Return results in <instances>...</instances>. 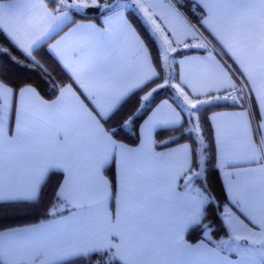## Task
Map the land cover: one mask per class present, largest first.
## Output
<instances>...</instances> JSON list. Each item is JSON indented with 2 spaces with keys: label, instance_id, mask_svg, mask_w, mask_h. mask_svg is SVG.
Wrapping results in <instances>:
<instances>
[{
  "label": "snow or ice",
  "instance_id": "1",
  "mask_svg": "<svg viewBox=\"0 0 264 264\" xmlns=\"http://www.w3.org/2000/svg\"><path fill=\"white\" fill-rule=\"evenodd\" d=\"M53 2L50 9L46 0H0V36L47 75L33 55L44 45L91 107L71 85L53 82L57 96L49 101L40 84L14 88L0 78V220L45 217L0 227V264H264V114L259 111L264 106V0H189L187 5L246 83L238 87L231 69L211 51L205 59L183 62L182 82L197 95L198 87L204 93L222 87L257 101L255 123L246 113L212 118L217 167L224 170L229 202L239 213L225 208L228 239L219 242L211 241L204 223L216 203L204 169L191 170L187 146L155 151L154 134L182 131L180 118L157 109L141 125L135 147L120 141L156 88L141 97L132 115L124 116L122 108L158 75L125 8L135 6L140 26L166 61L176 51L173 44L210 48L177 7L185 6L183 0H115L103 26L76 24L48 47L62 25L74 23L67 9L83 12L98 5V0ZM189 37L201 42L189 45L184 42ZM8 53L0 45V54ZM197 68L211 83L198 77ZM179 94L195 110L189 129L195 132L198 105L207 101H193L183 88ZM57 174L62 181L56 203L46 208L42 189ZM180 178L183 193L177 192ZM194 178L202 188L193 186ZM198 230L211 246L188 242L187 235Z\"/></svg>",
  "mask_w": 264,
  "mask_h": 264
},
{
  "label": "trees",
  "instance_id": "2",
  "mask_svg": "<svg viewBox=\"0 0 264 264\" xmlns=\"http://www.w3.org/2000/svg\"><path fill=\"white\" fill-rule=\"evenodd\" d=\"M49 6L54 7L53 0H47ZM184 7L177 5L180 11L184 12L185 16L190 20L191 23L200 31L201 34L207 35L200 25L199 19L197 16L192 15L191 11L187 7L189 0H183ZM73 11V10H72ZM109 9H105L101 14L92 13L88 14L85 12V15H80L77 12L73 11L75 20H95L100 21V17L107 13ZM84 12V11H83ZM127 18L132 23L133 27L140 34L141 38L144 40L148 50L150 52L151 58L155 65V68L158 73V77L153 81L149 82L142 88L138 89L133 93L129 101L124 105L121 112L124 116L132 115L133 110L136 109L140 102L141 97L147 94L148 91H151L152 88H156V91L153 93L152 98L148 101L146 107L141 108L139 113L133 119V127L129 130H126L120 136V141L129 146H136L139 142V127L147 115L153 110V108L163 100H169L173 102L182 112L184 116V124L181 126L182 131H176L174 129L168 130H158L155 133V140L157 141V148L163 149L178 145L181 143H189L193 151V166L194 168H200L202 164L199 158V145L200 142L203 144L202 154L204 155V173L208 178V187L212 190V195L215 197V205L208 209L207 219L204 221L205 224L209 225L211 229V241L219 242L221 239L228 237V230L225 225V222L222 217V213L225 207L228 206L229 202L225 192L224 185L222 183L219 170L216 164V149H215V140L213 129L209 121V115L216 111L221 110H232L237 108H250L253 112L255 121L258 119L257 110L255 106V101L252 95H244L241 92H237L240 101L239 102H224V101H213L212 103L205 105L200 108L198 116V127L200 130V138L197 137L196 133L190 132L189 124V114L186 112L185 106L179 104L174 98L175 87L172 85L160 87L163 82V70L161 62V52L157 48L156 44L148 37L144 32V29L140 26L137 18L136 11L133 9L127 10ZM0 45L9 50L7 55L0 54V78H3L9 85L14 88L23 87L26 84H40L41 95L46 100H53L57 96V92L54 91L52 85L55 82L56 85H70L72 80L70 79L68 73L64 68L57 62V60L48 52L47 48L44 45L38 47L34 50L33 55L36 60L39 61V64L47 70V75L32 62V60L27 57L23 52L14 48L7 39L3 36H0ZM216 53H219L221 61L231 69V72L237 79L239 86L246 83L243 77L240 75V72L237 70L236 66L232 63L227 55H225L220 50H215ZM193 50H179L175 53V58L178 56L192 53ZM174 76L173 83L176 84V87L180 89L178 82V66L177 63L174 65ZM47 81V86L44 85V81ZM245 92L249 90L244 89ZM109 179H112V172L107 173ZM62 181V176L54 175L50 178L47 185L42 189V200L44 202V207H51L56 203L55 193L59 187V184ZM195 187L202 188L203 185L199 179H196L194 182ZM64 214H67L65 212ZM45 219L41 216L40 220ZM40 220H37L35 217H26V218H16V219H3L0 220V227H11L22 224H32L38 223ZM207 239L202 231H194L187 235V240L190 243H195L199 240ZM211 241H209L211 243Z\"/></svg>",
  "mask_w": 264,
  "mask_h": 264
},
{
  "label": "crops",
  "instance_id": "3",
  "mask_svg": "<svg viewBox=\"0 0 264 264\" xmlns=\"http://www.w3.org/2000/svg\"><path fill=\"white\" fill-rule=\"evenodd\" d=\"M111 1L112 0H98V5L97 6H90V8H93L96 9L98 7H102V6H106L108 4H111ZM115 1V0H114ZM121 1H128L130 3H132V0H121ZM69 2L71 3L72 1L69 0ZM46 3H47V6L51 9L53 7L49 6L47 0H46ZM130 9H133L135 10V6L133 5L131 8H125V16L127 18V15H126V12L127 10H130ZM86 10V9H85ZM67 13H68V16L71 18V21H74V23H69L67 25H62L61 26V29L59 31V35H56L54 39H52L49 43H48V47L51 46V44H54L56 42V40H59L62 36H64L65 34H67L68 32H70L72 30V28H74L76 26V24H93V25H97V26H103L102 25V21L104 20L105 18V14H103L101 17H100V21L97 22L95 20H75V16L73 14V11L70 10V9H67L66 10ZM136 11V10H135ZM94 12V11H92ZM89 14V13H88ZM91 14V13H90ZM128 19V18H127ZM188 19V18H187ZM129 20V19H128ZM189 23L194 27V29H196L198 31V34H201L200 31L195 27V25L193 23L190 22V20L188 19ZM130 22V21H129ZM131 23V22H130ZM204 30V29H203ZM205 31V30H204ZM207 35H204L202 34V39L204 42H209L210 43V48L209 49H201V48H198V47H195V46H190V47H182V46H177L175 44H173V47L176 48V51H179V50H193L194 52L192 53H188V54H184V55H181V56H178L176 58V63H177V66H178V82H179V85L181 88L184 89V92L188 93L189 97L191 99H193V101H196V100H201V101H207L206 103H203L201 106H205V105H208L210 103H212L213 101H224V102H239L240 101V97L237 93V91H231V90H228V91H225L222 87L220 88V91L219 92H207V93H204L203 89L202 88H199L197 89V91H199L201 94L197 95L195 94L192 90H190V88L188 86H186L182 80H183V77L185 75V64L183 63L185 60L187 59H205L208 54H209V51L212 52V54L215 56V59L217 61H219V63L225 68V70H228L229 68L221 61L220 57L217 55L216 53V49L217 50H220L221 52L222 49L220 48V46L217 44V42L215 41V39L207 32ZM171 38V37H169ZM185 43L189 44V45H195L197 43H200L201 42V39H195L193 40L191 37H189L188 39H186L184 41ZM42 46V45H41ZM40 47V46H39ZM37 49V48H36ZM35 50V49H34ZM34 52V51H33ZM150 53V52H149ZM174 53V55H175ZM224 53V52H223ZM150 58H151V55H150ZM231 60V59H230ZM232 61V60H231ZM151 63L153 65V67L155 68V65L153 63V60L151 58ZM233 63V62H232ZM234 64V63H233ZM235 65V64H234ZM236 66V65H235ZM237 68V66H236ZM65 70V69H64ZM237 70L239 71V69L237 68ZM66 71V70H65ZM155 71L157 72L156 68H155ZM197 73H198V77L205 83V84H208V83H211V80L208 76H205L203 74H200L199 73V70L197 68ZM158 74V73H157ZM159 75H157L156 77H154L151 81H153L155 78H157ZM229 76L231 77L232 81H234L237 86L239 87V84L237 82V79L236 77L234 76V74L229 71ZM150 81V82H151ZM148 84V83H147ZM73 89L77 92L78 95H80V99L86 104L88 105V101L84 98L83 95L80 94V90L76 87V85L74 83L70 84ZM146 85V84H145ZM144 85V86H145ZM213 87H218V85H213ZM224 96H235L237 97V99L235 101L231 100V99H224L223 97ZM219 97V98H217ZM56 99V97H55ZM54 100V99H53ZM255 101V106H256V110H257V101L254 99ZM167 106V107H164V106ZM88 107L90 108L91 105H88ZM186 108V107H185ZM157 109H160L161 110V114L162 115H171L173 112L175 113L176 116H178L181 120V125L180 127L184 124V116L181 112V110L171 101L169 100H163L161 101L159 104H157L153 110L147 115V117L144 119V121L148 120L150 117L153 116V114L157 111ZM186 112L188 113L187 111V108L185 109ZM260 113L261 114H264V106H261L260 107ZM240 113H246L248 115V117L252 120L253 123H255V119H254V116H253V112L250 108H237V109H232V110H221V111H216V112H213L209 115V121L211 123V126H212V129H213V134H214V140H215V149H216V164H218V160H217V145H216V121L213 120L212 118L214 116H218L220 114H240ZM259 118V117H258ZM144 121L141 123V125L144 123ZM141 125L139 127V132H140V128H141ZM139 139H140V136H139ZM154 139H155V134H154ZM184 146H187L188 149L190 150L189 151V158H190V161H191V170H194V171H199L200 168H194L193 166V151H192V147L189 143H181V144H178V145H174V146H171V147H167V148H163V149H159L157 148V146L155 147V151L156 152H166V151H172V150H175V149H179L181 147H184ZM135 147V146H133ZM179 159V157H178ZM218 168V167H217ZM219 173H220V177H221V180H222V183L224 185V188H225V192H226V195H227V199H228V193H227V190H226V180L224 179V170L223 169H219ZM195 178H194V181H193V186L195 187L194 185V182H195ZM183 184H184V180L183 178H180L177 182V192L179 193H183L184 189H183ZM228 202H229V199H228ZM226 208H229L231 209L232 212L236 213V209L235 208H232L230 202L228 204V206ZM225 210V209H224ZM224 213V211H223ZM223 213H222V217H223ZM67 215V214H65ZM236 215H239V213H236ZM241 219H243V217H241ZM224 220V219H223ZM225 222V221H224ZM225 225H226V222H225ZM207 238V237H206ZM187 239V237H186ZM225 239H228L225 238ZM205 243L209 244L211 246V243L209 242L208 239H202ZM201 241V240H199ZM199 241L195 242V243H189L190 244H196L198 243ZM230 258L232 259H235L236 257L234 255L230 256Z\"/></svg>",
  "mask_w": 264,
  "mask_h": 264
},
{
  "label": "rangeland",
  "instance_id": "4",
  "mask_svg": "<svg viewBox=\"0 0 264 264\" xmlns=\"http://www.w3.org/2000/svg\"><path fill=\"white\" fill-rule=\"evenodd\" d=\"M72 1V0H71ZM121 2H123V1H121ZM125 3H127V4H131L130 2H128V1H124ZM111 4H114V0H112L111 1ZM103 7V6H102ZM101 7V8H102ZM101 8L100 7H98V8H96V9H94L93 10V8H87L86 10H84V12H86V13H99V11L101 10ZM128 8H131V7H128ZM107 9V8H106ZM136 10V9H135ZM92 11H94V12H92ZM160 52H161V62H162V69H163V76H164V79H163V82H162V84L161 85H164V86H174L175 87V95H174V98L176 99V101L179 103V104H181L182 106H185L186 108H187V111H188V114H189V118H190V111H195V110H190V106L189 105H187L186 103H184V101H183V97L182 96H180V94H179V89L176 87V84L175 83H173V76H174V73H175V71H174V65H175V63H176V58H175V56H174V53L175 52H169L167 55H168V59L165 61L164 59H163V49H160ZM152 96H153V94H152ZM152 96L149 98V100L152 98ZM148 100V101H149ZM148 101H146V102H143L144 103V107H146V105H147V103H148ZM143 107V108H144ZM198 107H199V109L202 107L201 105H198ZM189 124H190V129L193 127V123L191 122V118H190V120H189ZM193 133H196L197 134V137L198 138H200L201 139V137H200V130H199V127H198V130L197 131H195V132H193ZM202 149H203V144H202V142H200V145H199V158H200V162L202 163L201 165H200V168L202 167L203 169H204V155L201 153L202 152ZM226 208V207H225ZM224 208V209H225ZM224 211V210H223ZM211 233V229H210V231H209V233H208V235H211L210 234ZM205 235V234H204ZM206 236V235H205ZM207 237V236H206Z\"/></svg>",
  "mask_w": 264,
  "mask_h": 264
},
{
  "label": "water",
  "instance_id": "5",
  "mask_svg": "<svg viewBox=\"0 0 264 264\" xmlns=\"http://www.w3.org/2000/svg\"><path fill=\"white\" fill-rule=\"evenodd\" d=\"M114 2H115V1H114ZM69 3H70V2H69ZM108 5H111V4H108ZM108 5L103 6V7L101 8V10L99 11L98 14H101V13L107 8ZM70 10H73L74 12H77V13L80 14V15H85V12H79V11H77V10H75V9H70Z\"/></svg>",
  "mask_w": 264,
  "mask_h": 264
}]
</instances>
